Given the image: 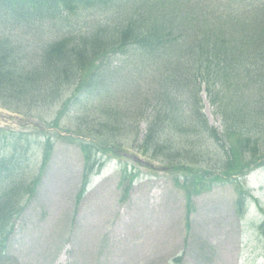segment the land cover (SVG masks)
Masks as SVG:
<instances>
[{
	"label": "trees",
	"instance_id": "obj_1",
	"mask_svg": "<svg viewBox=\"0 0 264 264\" xmlns=\"http://www.w3.org/2000/svg\"><path fill=\"white\" fill-rule=\"evenodd\" d=\"M169 2L0 0V98L46 107L74 87L73 97L86 95L90 108L96 107L90 118L84 114L92 126L88 133L119 143L115 138L130 132L134 149L154 159L157 150L149 145L155 137L179 130L183 147H167L173 149L169 157L184 162L180 169L190 202V194L208 188V183L228 181L264 163V21L250 10L230 15L217 28L207 27L205 20L186 24L168 9ZM27 31L40 37L30 50L16 44ZM145 72L154 77L151 90L143 93L135 75L140 79ZM202 84L221 131L202 115ZM191 100L195 106L186 110ZM141 122L147 125L146 144L137 146ZM186 140L197 142L202 153L193 154ZM51 144L47 137L44 157H49ZM210 144L216 149L214 170L200 164L207 162L202 156ZM87 147L80 143L86 173L94 165ZM193 156L198 165L192 171L185 163L194 162ZM13 160L12 152L0 154V264L12 213L38 183L29 181L28 167ZM237 204L242 214L244 199Z\"/></svg>",
	"mask_w": 264,
	"mask_h": 264
},
{
	"label": "rangeland",
	"instance_id": "obj_2",
	"mask_svg": "<svg viewBox=\"0 0 264 264\" xmlns=\"http://www.w3.org/2000/svg\"><path fill=\"white\" fill-rule=\"evenodd\" d=\"M223 2L188 0V6L211 11ZM23 34L16 43L20 47L30 50L39 42L33 32ZM135 77L141 92L151 90L153 73ZM73 88L64 90L58 102L46 107L0 98V154L14 153L13 162L28 167L29 181L38 182L12 213L11 232L3 241V264H175L177 257L179 264H264V166L245 179L247 201L242 219L234 206L241 185L229 180L195 196V209L186 223V191L178 185L180 174L176 171L184 162L169 157L173 149L167 147L169 143L183 147L181 132L173 128L166 136L155 137L149 146L156 148L157 160L134 149L130 132L126 138L117 136L119 143L105 141L88 133L92 126L84 114L90 118L96 107L90 108L86 95L73 97ZM198 93L206 119L220 128L206 92ZM191 106L195 101H189L186 110ZM14 110L20 112L15 116L21 122L5 116H14L8 112ZM146 128V122L139 123L137 146L146 144ZM78 129L77 137L67 134ZM47 137L52 142L48 158L43 155ZM81 142L88 146L92 161L97 152L92 146L122 157L119 164L107 163L84 192L80 187L84 166ZM187 146L193 154L202 153L197 142L187 141ZM209 146L202 156L207 162L200 164L211 170L216 149ZM132 157L144 164H137ZM193 157L194 162L188 159L185 163L192 171L198 165ZM125 166L126 171H121Z\"/></svg>",
	"mask_w": 264,
	"mask_h": 264
}]
</instances>
